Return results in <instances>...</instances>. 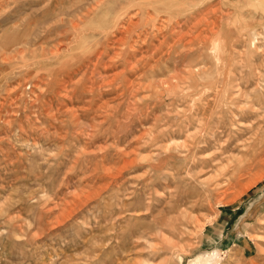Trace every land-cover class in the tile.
<instances>
[{
    "label": "rangeland",
    "instance_id": "obj_1",
    "mask_svg": "<svg viewBox=\"0 0 264 264\" xmlns=\"http://www.w3.org/2000/svg\"><path fill=\"white\" fill-rule=\"evenodd\" d=\"M0 264H264V0H0Z\"/></svg>",
    "mask_w": 264,
    "mask_h": 264
},
{
    "label": "bare ground",
    "instance_id": "obj_2",
    "mask_svg": "<svg viewBox=\"0 0 264 264\" xmlns=\"http://www.w3.org/2000/svg\"><path fill=\"white\" fill-rule=\"evenodd\" d=\"M254 95H255V94H254ZM258 95H259V94H258ZM248 96H249V95H248ZM260 96H261V95H260ZM257 97H259V96H257ZM257 97H256V98H257ZM255 100H256V99H255ZM255 100H254V101H255ZM249 102L251 103V102H253V100H251V101H249ZM246 103H247V102H246ZM247 104H248V103H247Z\"/></svg>",
    "mask_w": 264,
    "mask_h": 264
}]
</instances>
